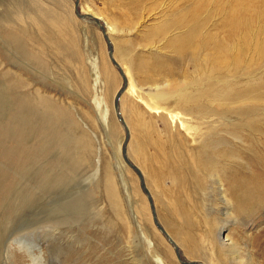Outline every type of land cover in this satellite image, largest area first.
<instances>
[{"label": "rangeland", "instance_id": "374dc122", "mask_svg": "<svg viewBox=\"0 0 264 264\" xmlns=\"http://www.w3.org/2000/svg\"><path fill=\"white\" fill-rule=\"evenodd\" d=\"M77 1L79 13L101 18L104 32L93 17L75 14L74 0H0V264H154L145 234L163 257L156 239L174 251L168 264H183L155 226L139 177L126 162L128 192L113 177L121 216L104 193L105 154L126 136L121 106L138 122L142 117L141 126L147 123L136 127L152 183L161 174L159 190L169 193L170 207L184 211L186 225L169 217L163 203L154 205L156 214L167 217L189 247H208L212 264H264V0ZM52 11L68 15L75 63L65 60L68 50L55 46L58 33L45 19ZM154 23L165 27L148 35ZM192 27L202 46L177 51L171 39ZM107 41L115 61L121 64L123 56L131 64L145 103L165 95L159 102L182 111L190 136L139 100L137 115L128 98L124 105L118 99L121 120L116 117L114 100L126 87ZM102 50L119 78L110 90L103 69L102 79L94 80ZM130 56L146 63L134 68ZM43 95L60 118L51 120L47 107L37 104ZM99 96L113 124L109 134L98 114ZM131 135L129 130L128 140ZM78 136L89 151L75 148ZM144 186L151 192L146 181ZM139 198L148 208L146 222L132 212ZM218 228L224 246L215 239Z\"/></svg>", "mask_w": 264, "mask_h": 264}, {"label": "bare ground", "instance_id": "6f19581e", "mask_svg": "<svg viewBox=\"0 0 264 264\" xmlns=\"http://www.w3.org/2000/svg\"><path fill=\"white\" fill-rule=\"evenodd\" d=\"M182 15V14H181ZM68 16V15H67ZM66 16V17H67ZM66 17H63L61 14H59L58 12L56 11H52L51 14L49 15H45V19L47 22H49V24L54 28V30L58 33V40H59V44L55 46L57 48H61V49H64V50H68L66 53L67 55V59L65 57V60H68L69 62L71 63H75L73 62V55H74V50H73V39H72V31H71V28H70V24L66 21ZM91 17L95 18L97 21L95 23L98 24V26H102L100 25V23L98 22L99 19H101L100 17H95L94 15H92ZM183 17V16H181ZM69 18H71V20H74V16L73 14L71 15V12H70V16ZM85 18V17H84ZM90 18V17H89ZM91 19V18H90ZM93 20V19H92ZM168 21H171V19H169ZM76 25H77V22H75ZM158 23V22H157ZM167 23V22H166ZM40 24V23H39ZM103 24H105V26H108L106 22H104ZM165 24V23H164ZM41 25V24H40ZM153 26L150 27L151 31L149 32L148 35H154V34H157L159 31H161L165 25H163L162 23V26H158L157 24H152ZM38 26V24H37ZM42 26V25H41ZM111 26H113L111 24ZM108 27L110 29V32L112 30H114L115 27ZM172 26V25H171ZM85 28V27H84ZM145 28V27H144ZM167 29V28H166ZM164 29V30H166ZM149 30V28H148ZM82 32H84V29H81ZM102 31L104 32L103 28H102ZM143 32V31H142ZM164 32V31H163ZM181 32V31H180ZM105 34V33H104ZM166 34V33H165ZM138 35V34H137ZM172 35V34H171ZM196 33H195V28L192 27V28H187L185 30V32L183 34H181L180 36L178 37H174L171 39V44L175 47V49H177V51H182L184 48H186V46L188 45H194L192 46L193 48L197 47L198 48V44L199 46H202L200 43L201 42H204L203 38L201 39L200 43L197 41V37H196ZM46 36V35H44ZM109 37L108 36V40H109ZM152 37V36H151ZM170 39V38H169ZM111 40V39H110ZM145 41V40H144ZM151 41V40H150ZM56 42V41H55ZM112 42V41H111ZM110 42V43H111ZM165 46V45H164ZM185 46V47H184ZM190 46V50L192 48ZM216 48V47H215ZM188 49V48H187ZM115 50L117 51V48L115 46ZM202 50V48H201ZM64 51V52H66ZM188 51V50H187ZM200 51V50H199ZM178 52V53H179ZM184 53L186 51H183ZM192 52V51H190ZM198 52V51H197ZM177 53V54H178ZM193 53V52H192ZM191 53V54H192ZM188 54V53H187ZM65 55V53H64ZM116 55L118 57V53L116 52ZM215 55V54H214ZM213 55V57H214ZM111 56H112V52H111ZM180 56V55H179ZM184 56V55H183ZM204 56H207L204 55ZM145 57V56H144ZM156 57V56H155ZM210 57V56H209ZM207 57V58H209ZM113 58V56H112ZM207 58H206V61H207ZM100 61L95 65H94V68L96 69V75H95V82L97 81V79L100 77L102 79V69L105 71V78H104V83H105V88L107 87V90H110V87H114L115 88V83L119 80L116 72L110 67V65L108 64L105 56H104V50H102V56L101 58H99ZM125 57L122 56L121 58V64H119L117 61L114 60V64L117 66V69L119 68V71L121 73V75L124 76V79H125V87H126V90L125 92L123 91V93H121L122 95L120 96V98H118L120 101V104L123 103L124 101H126V99L128 98L130 101H131V111L136 113L137 111V115H140L142 113V111L140 110V107H138V100L140 102H142L143 104H145L147 106V112H149L150 114H153V116H159V117H165L167 120H171L174 121H178L179 124H180V127L182 128L183 131H185L189 136L191 135L192 133V130H191V126L189 125L190 123H186L185 121V117H183L182 115V111L179 112L177 111L176 109H169V106H163L161 105V103L159 101H161L162 99H166L165 98V95L163 94H160V95H157L156 96H152L151 97H155V102H152V101H148V103L150 104H147L145 103L144 99H146L145 95L144 97L141 95L142 91L140 90V87H137V84L135 83L134 81V77H133V74H132V71L130 69V65L129 64V61H125L124 60ZM132 59V60H131ZM204 58H202L203 60ZM130 60L134 66V68H139L141 66H143L146 61H140V60H137V58H134L132 56H130ZM210 60V59H209ZM217 60V59H215ZM112 61V60H111ZM113 62V61H112ZM117 62V63H116ZM216 62V61H215ZM157 63V62H156ZM155 63V64H156ZM205 63V62H204ZM69 64V63H68ZM153 64V63H152ZM213 64V63H212ZM215 64V63H214ZM154 66V65H153ZM205 66H208V65H205ZM155 67V66H154ZM74 68H76L74 66ZM98 68V69H97ZM207 68V67H206ZM79 70V68H78ZM78 70H76L78 72ZM205 70V68H204ZM203 70V71H204ZM211 70V68H210ZM82 70H80L78 72V76H77V80L78 82L82 85H86V82H85V78L81 72ZM206 71V70H205ZM76 72V73H77ZM212 72V70H211ZM210 73V72H209ZM189 77V76H188ZM187 78V77H186ZM194 79V78H193ZM103 83V84H104ZM174 84V83H173ZM123 85V89H124V84ZM141 85V84H140ZM77 86V85H76ZM85 87V86H83ZM82 87V88H83ZM81 88V87H80ZM81 88V89H82ZM120 89V88H119ZM204 90V89H203ZM175 91V89L173 90ZM179 91V90H178ZM193 92V91H192ZM176 93V92H175ZM181 93V92H180ZM194 93V92H193ZM150 95V94H149ZM196 95V94H195ZM168 96V94H167ZM198 96V95H197ZM213 97V96H212ZM49 98L45 95H43L41 98L38 97V100L37 101V104H41L43 105L44 107H47L45 109V112L47 110V115H49V117L51 118V120H55L56 118H60L62 115L60 113V110H57L58 108H55L48 100ZM171 99V98H169ZM194 99V98H192ZM174 100V99H173ZM187 100V103H188V98H186ZM208 100V99H207ZM224 101V99H219L218 101ZM118 104V102H117ZM176 104V103H175ZM96 105L99 107L98 109V114L100 115V118H101V121H102V126L103 128H105V133L106 134H109L110 131H111V118H110V115H109V109L107 107V103L104 101L103 97L99 96V98L97 99L96 101ZM122 105V104H121ZM124 105V103H123ZM118 106V105H117ZM180 106V105H179ZM125 107V106H124ZM199 107V106H198ZM184 108V107H183ZM54 109H56L54 111ZM119 109V108H118ZM181 109V108H180ZM110 110H112V100H111V108ZM115 110V113H116V117L118 119L121 120V117L119 118L118 116V113H117V107L116 109L114 108ZM190 110V109H189ZM123 114V118L124 120L122 119L120 122L121 126H122V129L125 133H127V136H125L124 140L123 139H120V141H118V143H116V146H113L112 147V151L110 150V155H106L105 154V167H104V182H105V185H104V193L106 195V198L107 200L109 201V203L111 205H113L115 207V214L119 217V215L121 214V208H120V202L118 200L119 196H118V193H117V189H116V186L114 183V176L117 175L119 176V182L121 183V185H123V188L125 190H127L128 192V188H130V185L127 184V181H126V178L124 176V170H126L128 167L126 166L125 162L128 164L129 167H131L130 164L134 165L135 167L138 168V171L139 173H143L144 176H145V180L142 176V181H146V184L149 186L151 192H148V194L152 195V197L154 198V202L153 203V206L155 205L156 206V203H160L163 205H161L163 207V209L167 212V214L169 215V217L171 218H174L175 220H177L180 225H182V227L184 225H186V222H185V216H184V211H182L181 209L179 210H175L173 206H169V203L166 199V193H164V191L162 190H159V186H158V183H159V179L161 177V174L158 173L157 175V181L156 183H152V178H153V175L151 174V171L149 170L148 168V165H147V162L145 161V154L142 150V147L140 146V143H139V136H138V128L137 127H141V128H145L146 127V122H142V126L140 124V122L142 121V117H140L141 121L138 122L137 120L134 119L133 116H129V114H124L123 113V108L121 106V110H120ZM212 111V110H211ZM30 113V112H29ZM49 113V114H48ZM130 114H132L130 112ZM187 114V113H186ZM202 114V113H201ZM210 114V113H209ZM135 115V114H134ZM143 116V115H141ZM186 116V115H185ZM188 117V116H187ZM186 117V118H187ZM58 121V120H57ZM188 121V120H187ZM64 122V121H63ZM127 122V124H126ZM135 122V123H134ZM42 123V122H41ZM52 123V122H51ZM113 123L115 126L118 125V123L116 122V120L114 119L113 117ZM113 126V124H112ZM137 126V127H136ZM116 130H117V127H115ZM177 128V127H176ZM132 130L133 132V135H131V137L129 138V140L127 139L128 138V131ZM62 134V133H61ZM68 134V132H67ZM67 134L65 136V138L67 137ZM62 136V135H61ZM201 136V135H199ZM108 137V136H107ZM185 137V136H184ZM63 138V137H62ZM193 139L192 140H197V137H192ZM69 139V138H68ZM75 139V141H74ZM73 139V145L75 146L76 149H80L82 152L83 151H89V147H88V142L86 140H82V136H78V137H75ZM113 139V138H112ZM115 140V139H113ZM126 140H128V143L126 142ZM123 143V144H122ZM108 144V143H107ZM121 144H122V149H121ZM115 145V144H114ZM119 147L121 150H119ZM125 150V156L126 158H124V156L122 154V150ZM185 152V151H184ZM76 160V159H75ZM133 160V161H132ZM96 162L97 164L99 163V159H96ZM135 162V163H134ZM137 163V165H136ZM113 164H115V168L113 166ZM126 167V168H125ZM132 168V167H131ZM115 170L116 173H113L112 170ZM97 170V169H96ZM128 170V169H127ZM134 170V169H133ZM129 171V170H128ZM135 171V170H134ZM142 171V172H141ZM119 172V173H117ZM136 172V171H135ZM137 174V172H136ZM138 175V174H137ZM218 175V174H217ZM219 176V175H218ZM223 176V175H222ZM129 180V179H127ZM226 180V179H225ZM144 181H143V184H144ZM218 182L219 183V187H221L222 183L221 181L222 180H219V179H215V182ZM223 182V181H222ZM132 183V182H131ZM216 184V183H215ZM157 186V188L155 187ZM224 187V186H223ZM132 189V188H131ZM137 188H133V191L135 192V194L137 193L136 190ZM218 189V188H217ZM222 190L221 194H223V191H226L224 190V188H221L219 189V191ZM146 194V193H145ZM169 194V193H167ZM171 195V194H170ZM140 197V196H139ZM226 196L223 195V200L224 202H228V200L225 198ZM176 199V198H175ZM138 204L136 206H132V212H133V215L134 217H136V214L139 213V216H143V220L146 222L148 220V208H147V205L145 204V201L141 198H139V200L137 201ZM112 206V207H113ZM113 207V208H114ZM149 208H150V211H151V214H152V218H153V212L151 210V207H150V204H149ZM164 213V212H163ZM154 215L156 216L157 218V221L158 223L160 224V227L161 229L155 224V226L165 235V237L167 236L169 239H171L173 242H174V245L178 246V248L180 249V254H182V256L184 257V259H199L203 262H205V264H212V257H211V254L208 253V247H205L202 246V248H192V247H189L188 243L185 242L182 238H180L181 236H179V233L175 231L173 225L171 223H169L168 221V218L165 217L164 215H161L159 216V214H156L155 212V208H154ZM121 216V215H120ZM117 218V217H116ZM142 218V217H141ZM159 218V219H158ZM122 219V218H121ZM123 220V219H122ZM138 220V219H137ZM141 220V219H140ZM160 220V221H159ZM154 221V220H153ZM123 223H125L124 221H122ZM139 223V221H138ZM140 228V227H139ZM221 234H222V231H221V228H218L215 230V233H214V236H215V239L218 241V244L221 245V246H224V241L222 240L221 238ZM145 237V241H146V244H147V247L151 250L150 253L148 252V254H150V257H151V260L153 261L154 264H168L170 263L168 261L171 260L170 259V256L173 258V252L171 250V248H169V246H166L164 244H162V242L158 239L155 240L158 241L156 242L159 246H160V252L164 255V257L162 255H160L159 253V250L155 247V243L152 242V240L150 241L148 236L145 234L144 235ZM166 240L168 241V239L166 238ZM169 242V241H168ZM170 243V242H169ZM187 243V244H186ZM171 244V243H170ZM172 245V244H171ZM210 245V244H209ZM234 243L231 242V245L230 246H233ZM173 246V245H172ZM214 246V244H213ZM212 246V247H213ZM211 247V246H210ZM174 248V246H173ZM148 249V250H149ZM175 250V249H174ZM183 250V251H182ZM176 253V252H175ZM174 253V255H175ZM177 255V254H176ZM175 255V256H176ZM204 255H207L209 257L208 260H205V257ZM178 257V256H177ZM188 257V258H187ZM167 258V259H166ZM179 258V257H178ZM181 258V257H180ZM184 259H179L180 260H184ZM189 260V259H188ZM187 261V260H185ZM173 262V261H172ZM182 262V261H181ZM190 262V261H189ZM174 263V262H173ZM217 263V262H216ZM201 264V263H200Z\"/></svg>", "mask_w": 264, "mask_h": 264}, {"label": "water", "instance_id": "95a60500", "mask_svg": "<svg viewBox=\"0 0 264 264\" xmlns=\"http://www.w3.org/2000/svg\"><path fill=\"white\" fill-rule=\"evenodd\" d=\"M77 6H78V1H77V0H74V11H75V14H76L78 17H82V18H83V17H91V16L88 15V14H82V13H79V12L77 11ZM93 19H94L95 22L97 21L95 18H93ZM100 28L102 29V26H100ZM104 37L106 38V36H104ZM107 45H108V55H109L110 59L113 61V63H115V62H114V59H113L112 56H111L112 48L110 47V44H109L108 41H107ZM122 89H123V85H122V87H120L119 92L117 93V95H116V97H115V100H114V108H115V109H116V107H117V102H118L119 94H120V92H121ZM118 116H119V114H118ZM119 118H120V116H119ZM126 136H127V133H126ZM122 155L124 156V158H126V156H125V150H124V149L122 150ZM130 165H131L132 169H134V170L137 172L138 177H139L140 187H141V188L143 189V191L146 193V196H147V198H148V202H149L150 207H151V210H152V212H153V220H154V223H155V224L161 229L160 224L158 223L157 218H156V216L154 215V206H153V203H152L151 197H150V195L148 194L147 189H146V187H145L144 184H143L142 176H141V174L139 173L137 167H135V166L132 165V164H130ZM166 238H167L168 241L174 246L175 252H176L177 256L180 258V249L178 248V246L174 245V242H173L171 239H169L167 236H166ZM181 261H182L183 264H200V262H198V261H196V260H193V261H190V262L185 261V260H181Z\"/></svg>", "mask_w": 264, "mask_h": 264}]
</instances>
